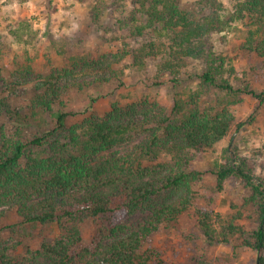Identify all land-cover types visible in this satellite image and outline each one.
Masks as SVG:
<instances>
[{"label":"trees","instance_id":"obj_1","mask_svg":"<svg viewBox=\"0 0 264 264\" xmlns=\"http://www.w3.org/2000/svg\"><path fill=\"white\" fill-rule=\"evenodd\" d=\"M136 3L143 24L133 33L142 36L150 30L160 43L148 41L134 50L135 64L144 66L148 56L163 53L160 68L178 73L185 59L202 60L207 66L198 75L199 88L189 102L176 98L171 110L155 102L146 105L137 119L134 105L114 104L105 117L91 116L70 127L68 117L76 112L56 109L67 88L68 81H64L73 78V85L81 87L78 76L93 71L94 82H103L108 79L100 74H116L112 62L101 57H66L70 67L47 75L35 86L26 106L18 107L12 94L0 93V203L17 204L25 222H54L59 228V234L23 254L15 245L0 248V264H170L166 249L150 247V238L190 212L197 195L194 184L204 176L191 167L195 152L213 148L235 124L228 107L202 108L201 97L218 88L264 101V91L249 85L233 87L224 77V59L215 55L208 42L211 34L244 12L260 19L262 28L256 32L262 31L264 0H238L236 10L227 16L220 0H198L196 13L181 9L179 0ZM249 43L264 58V44H255L253 38ZM34 126L40 133L24 139L26 129ZM10 129L15 132L10 134ZM137 133L145 136L131 150L109 152L131 142ZM253 170L245 158L231 152L226 161L215 162L210 172L216 183L209 186L217 194L230 180L241 181L249 192L243 206L254 207L256 212L251 231L235 222L242 217L241 211L229 221L206 208H196L193 215L206 239L229 242L238 234L240 244L257 253L255 264H264V178L256 177ZM141 211L145 214L138 221L129 222V217ZM88 221L95 224L90 241L82 229Z\"/></svg>","mask_w":264,"mask_h":264},{"label":"rangeland","instance_id":"obj_2","mask_svg":"<svg viewBox=\"0 0 264 264\" xmlns=\"http://www.w3.org/2000/svg\"><path fill=\"white\" fill-rule=\"evenodd\" d=\"M220 1L224 16L236 10L238 0ZM179 6L192 13L199 9L198 0H179ZM139 9L136 0H0V93L12 94L14 105L26 106L35 86L47 75L63 73L70 67L66 57L87 56L112 62L116 74H100L108 79L103 82H94L93 71L79 75L81 87L73 85V78L64 81H68L67 88L56 109L76 112L68 117L69 127L91 116L105 117L114 104L122 108L134 105L136 117L141 119L146 105L158 102L171 110L176 98L189 102L191 93L199 88L198 75L207 64L187 58L178 73H172L160 68L164 54L158 53L148 56L144 66L136 65L134 50L148 41L160 43L150 30L142 36L133 33L143 24ZM260 25L257 16L244 12L240 19L230 21L208 38L215 55L224 59V77L235 89L249 85L257 92L264 91V58L249 48L250 38L255 44H264V28L256 32L262 28ZM92 98L96 101L92 102ZM200 104L202 108L228 107L235 117L234 127L213 148L195 152L191 167L204 172L203 179L194 184L196 200L177 223L152 235L149 246L166 249L170 264H255L257 253L242 246L238 234L232 235L229 242L209 241L193 214L196 208H206L229 221L241 211L242 217L235 222L249 231L256 226L255 208L243 206L249 192L239 179L230 180L225 190L217 194H212L209 186L216 183L210 172L215 162L226 161L231 152L245 158L256 177L264 178V101L251 94L234 95L215 88L201 97ZM46 118L50 125L54 123L49 114ZM34 133H40L37 126L26 129L24 139ZM144 136L137 133L131 142L109 152H128ZM163 159L167 157L160 160ZM144 214L136 213L128 218L129 222L138 221ZM94 227L91 221L82 226L88 241ZM57 234L56 223L25 222L17 204L0 203V248L15 245V250L23 254L27 248L37 249L43 240Z\"/></svg>","mask_w":264,"mask_h":264}]
</instances>
